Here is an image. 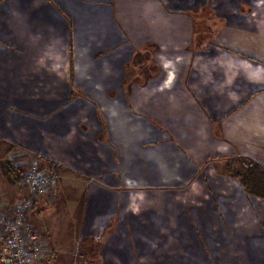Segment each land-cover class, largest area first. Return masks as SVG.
I'll list each match as a JSON object with an SVG mask.
<instances>
[{
  "label": "crops",
  "instance_id": "crops-1",
  "mask_svg": "<svg viewBox=\"0 0 264 264\" xmlns=\"http://www.w3.org/2000/svg\"><path fill=\"white\" fill-rule=\"evenodd\" d=\"M9 148L58 173L42 264H264V199L222 173L264 166V0L1 1Z\"/></svg>",
  "mask_w": 264,
  "mask_h": 264
},
{
  "label": "built area",
  "instance_id": "built-area-1",
  "mask_svg": "<svg viewBox=\"0 0 264 264\" xmlns=\"http://www.w3.org/2000/svg\"><path fill=\"white\" fill-rule=\"evenodd\" d=\"M19 187L25 197L7 207L0 205V264H42L50 254L49 245L30 227L27 216L35 198L55 191L56 180L30 159L22 167Z\"/></svg>",
  "mask_w": 264,
  "mask_h": 264
},
{
  "label": "trees",
  "instance_id": "trees-1",
  "mask_svg": "<svg viewBox=\"0 0 264 264\" xmlns=\"http://www.w3.org/2000/svg\"><path fill=\"white\" fill-rule=\"evenodd\" d=\"M13 149L9 148L0 155V175L8 185L19 187L22 170L9 159ZM223 168L229 178L241 184L247 195L264 199V166L250 158L239 156L225 161Z\"/></svg>",
  "mask_w": 264,
  "mask_h": 264
},
{
  "label": "rangeland",
  "instance_id": "rangeland-1",
  "mask_svg": "<svg viewBox=\"0 0 264 264\" xmlns=\"http://www.w3.org/2000/svg\"><path fill=\"white\" fill-rule=\"evenodd\" d=\"M135 55V54H134ZM134 55H133V57H134ZM154 63V62H153ZM128 64H129V62H128ZM152 64V61L151 62H149V63H146V61H143V62H140V63H138V64H136V61L134 60V64H130V65H126V66H128V67H126V68H128V70L129 71H132L133 72V77L135 78V76H137L138 78H141V71H142V69L143 68H146L147 66H150ZM135 81H137V79L136 80H134V82ZM138 83H140V81H138ZM135 84H133V88H132V94H133V96H132V100H131V103H129L128 104V111H130V112H132L133 114H135V115H140V94H141V89H140V87H139V85H137V86H134ZM128 90L129 89H127V92L126 93H128ZM117 93H119V95L122 97V95H121V93L120 92H117ZM18 154H12V155H10L9 156V159L11 160V162H13V164L15 165V166H17L18 168H20L21 170H22V167H23V165L27 162V161H29L32 157L30 156V154H28L27 152H25V151H23V152H17ZM2 153H0V155H1ZM19 154H22V155H19ZM120 163H121V159H119V157L117 158V165H118V168H117V172H119L118 174H119V176L121 175V171H120ZM225 164V163H224ZM41 166V168L42 169H45V167L47 166H44V168H43V166L42 165H40ZM222 167H224V166H222ZM47 168V167H46ZM222 169H224V168H222ZM46 170H48V169H46ZM57 171V170H56ZM50 172V171H49ZM58 172V171H57ZM50 173H52V175L55 177V180H56V187H55V190L57 189V181H58V179H57V175H58V173L56 174V172L55 171H53V170H51V172ZM222 173H224V171H222ZM122 174H123V172H122ZM225 174V173H224ZM135 177H138V178H140L141 177V172H139V171H136V173L135 174H133ZM5 186H7V187H5ZM11 188H18V186H16V187H13V186H10V185H8L7 183H5L4 182V180H3V178H1V175H0V196L3 198V196H4V194H7V195H11ZM10 189V190H9ZM13 192H15L13 195H11L9 198H8V196L6 197V196H4V197H6L9 201H12V202H15L16 200H18L20 197H25L26 196V192L24 191L23 193L21 192V191H19V190H14ZM12 202H8V203H12ZM82 258V255L80 254V252L78 251V254H76V261L78 260V259H81ZM73 262H74V260H73ZM48 264H54V262H53V260L52 261H50Z\"/></svg>",
  "mask_w": 264,
  "mask_h": 264
}]
</instances>
